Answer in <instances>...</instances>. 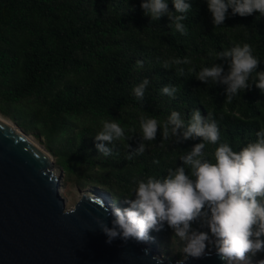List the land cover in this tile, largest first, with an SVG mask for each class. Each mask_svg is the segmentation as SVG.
<instances>
[{"label": "trees", "instance_id": "16d2710c", "mask_svg": "<svg viewBox=\"0 0 264 264\" xmlns=\"http://www.w3.org/2000/svg\"><path fill=\"white\" fill-rule=\"evenodd\" d=\"M167 2L175 12L173 0ZM186 2L192 10L183 21L187 35H181L169 27L167 15L158 21L145 16L142 0H0V113L23 119L19 124L26 129L37 126L62 168L79 184L105 190L115 204L131 197L140 179L160 178L168 168L181 166L179 157L202 142L163 141L158 129L156 140L144 141V154L128 160L140 142L141 116L156 118L162 126L173 110L186 121L193 109L205 117L212 112L220 141L207 144L205 152L213 162L219 143L239 151L255 142L264 126V94L253 84L225 102L226 85L206 84L196 75L213 63L227 71L215 53L244 43L253 47L258 70L264 71V18H257L258 12L233 16L229 9L224 25L214 28L206 0ZM184 57L191 63L162 68L165 60ZM180 67L183 75L177 74ZM145 78L150 82L141 103L133 89ZM165 85L177 87L174 98L162 93ZM25 100L33 107L23 114L14 111ZM113 118L133 135L131 148L116 142L108 145L113 153L105 157L94 136L101 121ZM171 230L165 224L160 231Z\"/></svg>", "mask_w": 264, "mask_h": 264}, {"label": "clouds", "instance_id": "9594fccd", "mask_svg": "<svg viewBox=\"0 0 264 264\" xmlns=\"http://www.w3.org/2000/svg\"><path fill=\"white\" fill-rule=\"evenodd\" d=\"M206 2L214 28L224 25L229 9L233 16L246 17L258 12L257 18H264V0ZM173 4L175 12L169 10L167 0H142L141 8L152 21L167 15L171 21L169 27L187 35L183 21L187 18L185 14L192 10V4L186 0H173ZM131 10L134 11V7ZM215 59L224 61L228 65L227 71L224 64L213 63L202 67L196 79L206 84L211 81L215 85H226L225 102H231L253 84L264 94V71L258 70L261 62L250 44H235L230 49L216 52ZM190 63L188 57L173 58L165 60L162 68ZM136 65L142 68L143 61L137 60ZM188 71L191 73L195 69L189 68ZM184 72L183 67L177 70L178 75ZM149 82L145 78L133 89L135 98L141 103ZM177 91L174 85L162 88L163 94L173 98ZM101 123L102 129L94 136L101 155H112L113 148L108 145L116 142H127V148H131L128 141L133 135H127L116 119ZM140 127V142L129 152L128 160L144 154V141L156 140L158 129L163 130V141L174 137L176 143L196 139L202 142L185 151L179 157L182 165L168 168L165 176L140 179L133 195L123 201L127 207L110 209L112 226L101 223V230L108 237L107 242L117 238L125 243L130 240L146 242L153 239L149 235L151 231H160L166 224L172 229L173 237L179 238L185 245L186 259H180L178 264H185L189 257L200 259L208 255L210 244L224 264H245L250 256L264 253V126L256 132V141L249 142L239 151L233 150L228 143H219L214 152V162L207 158L205 152L207 144L220 141V128L212 112L205 117L199 109H193L186 121L180 112L173 110L162 126L156 118L141 116ZM153 162L160 163L159 160ZM145 252L148 250L145 249ZM154 259H159L162 264V258ZM259 264H264V260H260Z\"/></svg>", "mask_w": 264, "mask_h": 264}, {"label": "water", "instance_id": "95a60500", "mask_svg": "<svg viewBox=\"0 0 264 264\" xmlns=\"http://www.w3.org/2000/svg\"><path fill=\"white\" fill-rule=\"evenodd\" d=\"M25 135L0 120V264H178L151 241L108 243L101 223L112 226L111 195L86 189L67 208L52 155ZM208 252L185 264H224Z\"/></svg>", "mask_w": 264, "mask_h": 264}, {"label": "rangeland", "instance_id": "374dc122", "mask_svg": "<svg viewBox=\"0 0 264 264\" xmlns=\"http://www.w3.org/2000/svg\"><path fill=\"white\" fill-rule=\"evenodd\" d=\"M33 105L34 103L32 101L25 100L22 103H18L17 105H15L13 109L14 111H17L20 114H23L30 109L29 107H33ZM0 114L3 115L2 113ZM3 116L7 118L8 120L12 121L14 125L24 130L28 136H30L34 141H36L39 145L46 148L50 152V154L53 157L55 168L63 176V179L61 180L62 191H60V194L65 198L67 208L74 206L88 186H84L76 182V178L74 174H70L69 172L65 171L62 168V166L58 163L57 156L54 155L53 152H51L46 147V144L44 142L45 136L37 128V126L26 129L19 124V121L22 122L23 119H20L19 117L15 119V118H11L10 116H5V115ZM91 187L94 188L93 186ZM111 199L114 201L112 197ZM117 206L120 208H123V207H127L128 205L122 202V203L117 204ZM149 235L154 238L153 241L152 239H150V241H152L153 244L158 245V250L163 255V257H169V258H174V259H183L185 257V254L183 251L184 246H185L184 242L181 241L177 237H173L172 230L167 234L162 231H151ZM211 249H214V248L210 244L208 250H211ZM178 253H180V256H175ZM260 260H264V253H260L255 257L250 256L249 260L246 261L245 264H259Z\"/></svg>", "mask_w": 264, "mask_h": 264}, {"label": "bare ground", "instance_id": "6f19581e", "mask_svg": "<svg viewBox=\"0 0 264 264\" xmlns=\"http://www.w3.org/2000/svg\"><path fill=\"white\" fill-rule=\"evenodd\" d=\"M0 120H2L3 122H5L6 124H8V125H10V126H12V127H14V128H16L17 126L16 125H14L13 124V122L12 121H10V120H8L7 118H5L3 115H1L0 114ZM18 128V127H17ZM17 131L19 132V133H22L21 132V130L20 129H17ZM23 134V133H22ZM25 137L27 138V139H29L30 141H33V142H35L41 149H44L41 145H39L36 141H34L30 136H28V135H25ZM47 152V151H46ZM57 170V169H56ZM88 191H90L91 193H93V192H97V193H99V194H102L104 197H106V195H105V193L102 191V190H100V189H97V188H95V189H93L92 187H89V188H86ZM59 192L60 191H62V189H61V185L59 186ZM111 203H112V205H114V207H117L116 206V204H114V202H112L111 201ZM148 241H150V240H148ZM152 242V241H151ZM153 244V243H152Z\"/></svg>", "mask_w": 264, "mask_h": 264}]
</instances>
